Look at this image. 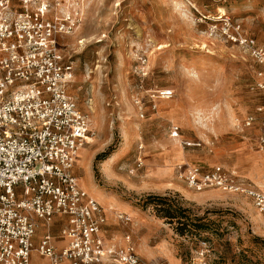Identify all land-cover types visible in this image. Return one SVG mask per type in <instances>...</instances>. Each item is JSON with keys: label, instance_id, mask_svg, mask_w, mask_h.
Wrapping results in <instances>:
<instances>
[{"label": "rangeland", "instance_id": "rangeland-1", "mask_svg": "<svg viewBox=\"0 0 264 264\" xmlns=\"http://www.w3.org/2000/svg\"><path fill=\"white\" fill-rule=\"evenodd\" d=\"M76 1L80 23L61 43L74 62L70 92L93 136L75 171L107 210L109 236L131 233L148 264H264V215L252 198L213 188L221 194L199 200L210 189L176 176L181 163L222 165L264 186L257 130L238 125L264 103V62L251 50L264 49V0ZM163 89L173 95L162 98ZM173 124L201 146L173 139ZM149 195L176 198L205 225L180 234ZM119 212L132 222L122 224ZM146 238L152 258L140 251ZM31 264L50 263L35 251Z\"/></svg>", "mask_w": 264, "mask_h": 264}, {"label": "built area", "instance_id": "built-area-1", "mask_svg": "<svg viewBox=\"0 0 264 264\" xmlns=\"http://www.w3.org/2000/svg\"><path fill=\"white\" fill-rule=\"evenodd\" d=\"M80 20L75 0H0V264H31L35 251L50 264H148L131 233L109 236L107 210L75 171L93 133L70 92L74 62L61 39ZM251 50L264 62L263 48ZM259 86L264 91V80ZM238 125L255 128L264 151V103ZM170 136L186 148L201 146L182 139L178 124ZM176 176L197 191L245 194L264 215V186L235 170L181 163ZM117 217L132 222L126 212Z\"/></svg>", "mask_w": 264, "mask_h": 264}, {"label": "trees", "instance_id": "trees-1", "mask_svg": "<svg viewBox=\"0 0 264 264\" xmlns=\"http://www.w3.org/2000/svg\"><path fill=\"white\" fill-rule=\"evenodd\" d=\"M99 156L100 154L97 156V159ZM102 159H104V157ZM148 197L151 200L150 203H155L159 215L166 218L169 223L174 224L176 231L180 234H185L186 232L191 233V227L195 225L201 228L205 225V223L198 224L196 222L198 219H193L190 216L189 209L182 207L181 204L176 201V198L172 196L149 195Z\"/></svg>", "mask_w": 264, "mask_h": 264}, {"label": "crops", "instance_id": "crops-1", "mask_svg": "<svg viewBox=\"0 0 264 264\" xmlns=\"http://www.w3.org/2000/svg\"><path fill=\"white\" fill-rule=\"evenodd\" d=\"M259 185V184H258ZM219 194H221L218 190H216V189H210V190H207V191H204L203 193H199V194H197V195H194V197L196 198V199H199V200H203V201H205L206 199H208V198H212V197H216V196H218ZM129 210V212L133 215V216H135L136 217V220L138 221V222H143V220H144V216L142 215V213L136 208V207H133V209L132 208H128ZM128 211H126V212H128ZM128 212V213H129ZM148 238H146V239H142L141 240V243H140V251L142 250L144 253H149V255H150V258H152V257H154V252L151 250V249H149L148 251H147V247L146 246H148L147 245V243H148Z\"/></svg>", "mask_w": 264, "mask_h": 264}, {"label": "bare ground", "instance_id": "bare-ground-1", "mask_svg": "<svg viewBox=\"0 0 264 264\" xmlns=\"http://www.w3.org/2000/svg\"><path fill=\"white\" fill-rule=\"evenodd\" d=\"M90 140V139H89Z\"/></svg>", "mask_w": 264, "mask_h": 264}]
</instances>
